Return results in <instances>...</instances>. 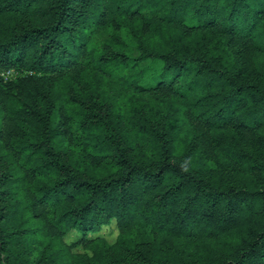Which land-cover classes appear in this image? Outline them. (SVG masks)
<instances>
[{
    "label": "rangeland",
    "instance_id": "obj_1",
    "mask_svg": "<svg viewBox=\"0 0 264 264\" xmlns=\"http://www.w3.org/2000/svg\"><path fill=\"white\" fill-rule=\"evenodd\" d=\"M218 1L229 6L232 0ZM235 1L252 9L253 18L245 31L239 29L244 15L234 20L232 30L218 25L221 18L215 10L216 18L210 24L204 11L165 21L158 14L163 4L152 6L149 0H86L87 13L101 9V3L109 9L102 18L100 11L93 14L94 20L99 17L101 21L91 28L77 30L86 39L85 53L74 56L81 68L78 77L31 69L27 63L0 67V164L7 173L8 189L4 199L7 214L0 228V264H5L7 255L10 264H126L135 259L133 247L167 264H202L228 260L233 250L242 247L258 221L249 207H243L229 227L199 222L179 234L155 232L134 217L128 223L116 218L102 221L86 232L58 223L56 213L71 202H59L50 213L33 208L50 178L35 171L39 157L30 156L27 149L43 136L44 119L48 118L74 164L105 171L110 159L98 152L101 131L90 128L84 118L85 107L94 99L115 117L122 144L135 160L154 159L156 128L173 143L175 152L191 153L195 160L231 180L264 189V112L244 95L235 106H228L232 104L226 96L232 86L224 79L214 83L204 98L205 89L198 97L193 90L186 95L167 94L157 83L168 59L152 64L138 59L141 49L179 58L205 51L220 59L236 82L256 77L264 85V50L253 43L264 28V0ZM128 3H132L130 8H126ZM47 6L40 3L39 9ZM33 17L31 13L0 12V27ZM115 53L125 54L128 61L120 66ZM175 74L169 71L170 77ZM189 79L177 74L175 83L183 85ZM37 91L42 93L36 100L39 115L32 120L23 104L27 98L36 102ZM49 224L56 228L50 229Z\"/></svg>",
    "mask_w": 264,
    "mask_h": 264
},
{
    "label": "trees",
    "instance_id": "obj_2",
    "mask_svg": "<svg viewBox=\"0 0 264 264\" xmlns=\"http://www.w3.org/2000/svg\"><path fill=\"white\" fill-rule=\"evenodd\" d=\"M85 1L0 0V12L34 15L31 20L5 23L0 27V67L11 68L15 63H27L31 69L65 72L73 78L78 77L81 68L74 56L85 53L86 42L78 32L101 21L99 17L94 20V13L99 14L100 11L102 18L104 11L107 14L109 9L105 3H101V9L98 7L87 13ZM149 1L152 6L163 4L158 14L165 21H175L188 13L200 14L204 11L209 17L206 23L210 24L213 17L216 18L215 10L221 18L218 25H227L226 28L232 30L235 28L234 20L244 15L239 29L245 31L243 29L249 28L247 22L253 18L250 14L252 9L244 2L235 0L229 6L218 0ZM43 2L48 6L40 10V3ZM131 6L132 3H128L126 8ZM71 38L72 41L69 40ZM253 43L256 48L264 50V28L254 36ZM141 51L138 59H147L151 64L168 59L167 65L158 74L157 83L167 94L177 91L186 95L193 90V95L198 97V93L205 89L206 93L201 97L204 98L214 83L224 79L232 86L231 94L226 96L229 104H232L228 106H235V102L244 95L251 105L264 112V85H260L256 77L236 82L233 73L223 66L221 60L214 59L205 51L181 58L167 53H151L145 49ZM115 54L120 66L128 61L125 54ZM170 70L175 71V76L181 74V79H190L178 86L175 76L170 77ZM40 94L41 91L34 93L33 101ZM26 101L23 108H29L32 120L38 119L37 101L31 103L29 98ZM84 116L90 128L101 131L98 152L110 159L108 168L96 172L88 166L80 168L74 164L70 154L60 144L58 133L53 131L48 125V118H45V133L27 147L30 156L39 157L35 171L37 169V173L49 175L50 178L41 187V199L33 205L34 209L50 213L59 202L69 200L71 205L65 206L60 213H56V210L54 213L58 223L63 222L70 228L86 232L102 221L116 218L118 222L128 223L134 217L137 223L155 232L179 234L184 229H193L199 222L229 227L241 209L249 207L258 221L250 229L242 247L233 250L228 260L202 264H264V189L256 190L248 183L231 180L225 173L215 172L195 160L191 153L175 152L173 143L159 135L156 128L153 131L156 148L154 159L151 162L135 160L122 144L120 132L115 127V117L101 108L100 103L92 99V103L84 109ZM6 178L7 173L0 164V228L7 214L4 203L8 190ZM142 196L145 198L141 199ZM50 207L52 210H49ZM49 228H56V224H49ZM132 250L135 259L126 264H167L163 260L152 259L138 247ZM5 264H10L9 255Z\"/></svg>",
    "mask_w": 264,
    "mask_h": 264
}]
</instances>
